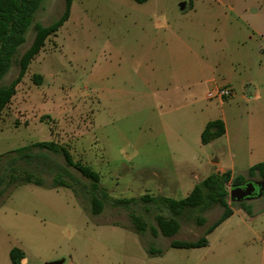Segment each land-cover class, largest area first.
Returning <instances> with one entry per match:
<instances>
[{"label":"rangeland","instance_id":"rangeland-1","mask_svg":"<svg viewBox=\"0 0 264 264\" xmlns=\"http://www.w3.org/2000/svg\"><path fill=\"white\" fill-rule=\"evenodd\" d=\"M64 8L65 0L43 1L0 86L18 76L35 24L51 25ZM218 86L232 87L233 96L220 98ZM215 120L227 123L228 137L204 145L201 135ZM262 139L264 0H74L71 18L32 60L3 112L0 264H12L14 248L25 253L21 264H264L259 177L247 179L262 184L261 194L241 201L229 196L233 216L198 249L170 245L199 240L223 208L185 211L175 236L155 237L157 217L172 213L143 200L186 198L216 168L230 169L231 154L234 176H247L264 162ZM49 141L98 172L94 194L108 197L100 215L91 214L92 182L60 154L46 152L53 167L69 173L64 180L72 188L53 187L55 168L12 162L15 150ZM24 172L42 178V186L12 180ZM130 198L136 201L114 204ZM132 216L145 223L143 233ZM151 248L163 253L151 255Z\"/></svg>","mask_w":264,"mask_h":264},{"label":"trees","instance_id":"trees-1","mask_svg":"<svg viewBox=\"0 0 264 264\" xmlns=\"http://www.w3.org/2000/svg\"><path fill=\"white\" fill-rule=\"evenodd\" d=\"M44 0H0V83L4 77L9 73L14 63L15 57L18 54L19 49L26 42V35L29 28L33 24V20L36 12L42 6ZM137 3L143 4L148 0H133ZM74 0H65V8L62 15L51 25L43 26L39 23L35 24V36L31 46L20 57L18 61L19 73L18 76L9 84L0 86V123L4 110L9 106L12 99L17 93V87L22 82L23 78L27 74L29 66L32 60L41 52L45 47L49 37L54 36L64 26V24L70 19L72 13V6ZM37 84H40L41 77H34ZM225 134V125L221 120H215L209 122L201 135V142L207 145L214 140L222 137ZM37 149L39 152H34ZM45 151V153H44ZM46 152L54 154H60L63 156L66 165L79 171L83 177L92 182V215H100L103 211L104 201L107 200V194L104 193L102 197L95 195L99 189L100 175L98 172L83 164L80 161H75L72 154L65 146H60L55 142H37L30 146H25L15 150L13 153L17 154V157L12 160L16 162L18 160L24 161L27 164L34 165L36 169H39L40 164L47 170L53 171L57 169L56 175L53 179V187H67L72 186L67 183L65 177H70L67 171L59 166H54ZM259 177L264 181V162L258 163L252 166L245 175H233L230 171L225 173H212L202 182L197 184L192 192L186 198L182 200H176L168 197L152 198L151 196H144L143 200L148 202H155L167 205L172 213L171 218H165L164 216L157 217V228H153V234L158 237L160 234L164 237H173L181 229V223L179 218L185 211L192 210H206L211 206L219 205L223 208L221 217L209 227L205 235L197 241H172L170 247L175 249H198L208 246L207 235L215 231L223 222L233 216L234 211L228 203V197L230 196L229 185L242 186L248 181L247 178ZM13 181H20L21 183H32L38 186H42L43 179L36 177L31 172H24V175L19 177H12ZM4 183V178H0V185ZM264 192H262V195ZM134 198L130 199H116L115 205H129L134 203ZM242 208L248 214H252L250 206H246L242 203ZM135 228L138 233H143L146 230V225L142 219L138 216H132ZM205 223L203 218L198 219V225L202 226ZM151 255H161L162 250L149 249ZM10 260L12 264H21L25 259V253L21 250L14 248L10 251Z\"/></svg>","mask_w":264,"mask_h":264},{"label":"crops","instance_id":"crops-1","mask_svg":"<svg viewBox=\"0 0 264 264\" xmlns=\"http://www.w3.org/2000/svg\"><path fill=\"white\" fill-rule=\"evenodd\" d=\"M74 4V3H73ZM73 7V6H72ZM72 14V13H71ZM71 18V17H70ZM25 44V43H24ZM220 86H218L217 88H219ZM216 88V89H217ZM249 98L250 99H252V95H250L249 96ZM224 122V121H223ZM224 125H225V134L222 136V137H220V138H218V139H216V140H214L213 142H211V143H214L215 141H217V140H219V139H222V138H226V137H228V127H227V123L226 122H224ZM210 144V143H209ZM209 144H207V145H209ZM258 148H259V151H264V139H262L261 140V142L259 141L258 142ZM243 150H241V152H242ZM245 151H247L250 155H252V153L255 151V149L254 148H251V147H249V148H247V149H245ZM244 151V152H245ZM230 162H231V167H230V169H227L228 167H225V168H216L215 169V172H212V173H225V172H228V171H230L233 175L235 174L234 173V171L231 169V168H234L235 167V164H236V157L235 156H233L232 154H231V156H230ZM215 164H219V165H221V161H215V163H213V165H215ZM252 167V166H251ZM211 173V174H212ZM231 218V217H230ZM227 221V220H226ZM224 223V222H223ZM222 223V224H223ZM220 227V226H219ZM216 230V229H215ZM26 262V260L24 259V260H22V263H25Z\"/></svg>","mask_w":264,"mask_h":264},{"label":"water","instance_id":"water-1","mask_svg":"<svg viewBox=\"0 0 264 264\" xmlns=\"http://www.w3.org/2000/svg\"><path fill=\"white\" fill-rule=\"evenodd\" d=\"M184 5L181 4V10H184ZM217 162V161H216ZM251 182H247L246 184L242 185V186H236V187H232L231 188V192H230V197L232 200H244L246 197H248V193L246 192V188H247V184H249Z\"/></svg>","mask_w":264,"mask_h":264},{"label":"flooded vegetation","instance_id":"flooded-vegetation-1","mask_svg":"<svg viewBox=\"0 0 264 264\" xmlns=\"http://www.w3.org/2000/svg\"><path fill=\"white\" fill-rule=\"evenodd\" d=\"M261 188H262L261 183L251 182L247 184L246 192L249 195L245 199H250V198L252 199V198H255V196H259L261 194Z\"/></svg>","mask_w":264,"mask_h":264},{"label":"built area","instance_id":"built-area-1","mask_svg":"<svg viewBox=\"0 0 264 264\" xmlns=\"http://www.w3.org/2000/svg\"><path fill=\"white\" fill-rule=\"evenodd\" d=\"M216 92H217V95L220 97V98H230L233 96L234 94V90L232 89V87H219L216 89ZM208 97H213V94L210 93L208 95Z\"/></svg>","mask_w":264,"mask_h":264}]
</instances>
